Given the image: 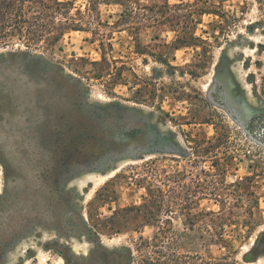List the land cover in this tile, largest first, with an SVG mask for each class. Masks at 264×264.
Listing matches in <instances>:
<instances>
[{"label":"rangeland","instance_id":"rangeland-1","mask_svg":"<svg viewBox=\"0 0 264 264\" xmlns=\"http://www.w3.org/2000/svg\"><path fill=\"white\" fill-rule=\"evenodd\" d=\"M71 1L83 31L0 46V264H158L161 227L264 264V0ZM168 176L228 189L169 215Z\"/></svg>","mask_w":264,"mask_h":264},{"label":"trees","instance_id":"trees-1","mask_svg":"<svg viewBox=\"0 0 264 264\" xmlns=\"http://www.w3.org/2000/svg\"><path fill=\"white\" fill-rule=\"evenodd\" d=\"M75 8V3L71 0H0V46L7 45L10 41L17 38L23 42L28 48L39 49L41 47H53L60 43L69 31H83L80 23H77V14L72 15V10ZM84 19V17H83ZM197 163V161H195ZM157 172H153L156 176ZM209 176H211L209 174ZM188 177V175H187ZM213 177V176H212ZM158 179V178H157ZM173 177H167L160 180L164 181L168 190L161 187H154L147 179L144 180L150 201L155 207L162 208L167 204L168 214L172 215V203L170 199H178L187 203H192L194 198L201 199L206 196H217L215 193L219 189L227 188L226 182L222 181L219 187L218 182H210L214 186V193H207V183L200 185L201 198L197 192L183 196L182 193H177L176 187L169 185ZM176 179V178H175ZM181 183L179 179L176 184ZM215 182V183H214ZM195 184V183H194ZM228 189V188H227ZM218 200V199H217ZM151 215H155L151 212ZM213 215L209 213L208 216ZM153 242L161 248V258L158 264H200V256L180 255L179 248L176 247V234L170 229L160 228ZM203 264H214L213 261H203Z\"/></svg>","mask_w":264,"mask_h":264}]
</instances>
